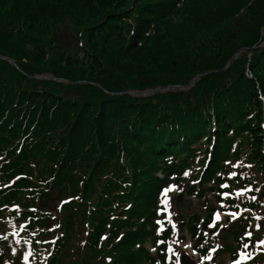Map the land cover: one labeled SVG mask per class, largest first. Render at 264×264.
Wrapping results in <instances>:
<instances>
[{
  "label": "trees",
  "instance_id": "1",
  "mask_svg": "<svg viewBox=\"0 0 264 264\" xmlns=\"http://www.w3.org/2000/svg\"><path fill=\"white\" fill-rule=\"evenodd\" d=\"M263 30L264 0H0V264H178L186 234L264 264ZM171 184L200 208L169 223Z\"/></svg>",
  "mask_w": 264,
  "mask_h": 264
},
{
  "label": "rangeland",
  "instance_id": "2",
  "mask_svg": "<svg viewBox=\"0 0 264 264\" xmlns=\"http://www.w3.org/2000/svg\"><path fill=\"white\" fill-rule=\"evenodd\" d=\"M263 33V32H262ZM66 36H63L62 37V40H63V42H64V44H68V41L69 40H67V39H64ZM68 38V37H67ZM264 44V43H263ZM262 44V45H263ZM261 45V47H263ZM242 49H240L239 51H241ZM238 51V52H239ZM244 51H246V49H244ZM237 52V53H238ZM243 52V51H242ZM241 52V53H242ZM236 53V54H237ZM240 55V54H239ZM234 57V56H233ZM232 57V58H233ZM232 58L229 60V62L232 60ZM238 58V57H237ZM236 58V59H237ZM236 59H234V61L236 60ZM233 61V62H234ZM15 62V61H14ZM229 62L227 63V65L223 68V69H221V70H219L218 72H224V71H226L227 69H229L231 66H232V64H233V62H232V64L228 67V68H226L227 66H228V64H229ZM16 63V62H15ZM18 66V65H17ZM19 68V67H18ZM226 68V69H225ZM225 69V70H224ZM215 72H217V71H211V72H208V73H205V74H198V75H196L195 77H197V76H203V77H205V76H207V75H210V74H213V73H215ZM36 77V76H35ZM194 77V78H195ZM202 77V78H203ZM193 78V79H194ZM201 78V79H202ZM192 79V80H193ZM201 79H199V80H196V83L198 82V81H200ZM63 80V79H62ZM191 80V81H192ZM66 81V80H65ZM68 82V81H67ZM62 83V82H61ZM84 82H77V83H72V82H70V83H67V84H83ZM195 83V84H196ZM187 86V85H186ZM190 91V90H189ZM131 92V91H130ZM186 92H188V91H186ZM128 93V92H127ZM264 100V99H263ZM263 129H264V125H263ZM174 190V191H173ZM177 197H178V199H181L180 200V202L178 203V205H181V204H183L185 201H188L189 203H190V207H192V208H200V203L198 202V200L197 199H195V198H188L187 196H185V195H183V192H182V190H179V189H176V188H174V189H172V196H171V199H172V201H173V204L176 206V200H177ZM208 200L210 201V203H212L213 205H215V198H214V195H210L209 197H208ZM178 209H179V207H178ZM229 215H226V214H219V219H217V222L218 223H221V225L222 226H226V219H227V217H228ZM185 241V243H180V248L182 249V255L183 256H185V257H188V258H192L193 259V262L194 263H196V264H201L200 262H199V259H198V256L193 252V250H192V245H193V243H192V241H191V239H190V236L189 235H187V237H186V239L184 240ZM227 241L228 242H230L232 245L234 244L235 246H236V243L233 241V238L231 237V236H228V238H227ZM75 244L78 246L79 244H80V242L77 240L76 242H75ZM187 245H190V247H188ZM230 259H231V255H230V253H226V254H224V256H223V259H222V262H224V264L226 263V264H229L230 263Z\"/></svg>",
  "mask_w": 264,
  "mask_h": 264
},
{
  "label": "water",
  "instance_id": "3",
  "mask_svg": "<svg viewBox=\"0 0 264 264\" xmlns=\"http://www.w3.org/2000/svg\"><path fill=\"white\" fill-rule=\"evenodd\" d=\"M262 36H264V30H263ZM262 46H264V44ZM242 51H244V49H242L241 51H239L237 54L234 55V57L229 62L228 66L226 68H228L232 64L234 59H236ZM0 59L8 61L13 67L18 69L17 64L13 60H10L8 58H4L2 56H0ZM202 77L203 76L195 77L187 86H172V85H170L167 87H159L157 89H148V90H144V91H131V92H128L127 94L132 95L134 97L148 98V97L157 96V95H160V94H163L166 92L189 91L195 86L196 80H199ZM34 78H36L38 80H51V81H55V82L70 83V82H67V81L62 80V79H57L50 74H46L43 76H36ZM179 263L180 264H193L192 260L189 258H186V257H182V259L180 260Z\"/></svg>",
  "mask_w": 264,
  "mask_h": 264
},
{
  "label": "snow or ice",
  "instance_id": "4",
  "mask_svg": "<svg viewBox=\"0 0 264 264\" xmlns=\"http://www.w3.org/2000/svg\"><path fill=\"white\" fill-rule=\"evenodd\" d=\"M226 163H227V162H226ZM236 166H237V165H235V164L233 165V167H236ZM249 167H250V165H249ZM183 175H184L185 177H187V176H188V172L185 171V172L183 173ZM233 176H236V173H235V172H231V173L228 174V178H229V179H231ZM193 183H196V181H193ZM175 187H176L175 185H169L167 188H165V189L163 190V192H168V191L174 189ZM220 187H221V188H227V187H228V184H227V183H223V184L220 185ZM244 191H251V189H245V190L237 191V192H236V196H237V197H240L241 195H243ZM221 195H222V196H228L229 193L225 192V193H222ZM251 199H252V200H255L256 198H255V197H251ZM161 203H166V201L162 200ZM222 206H223V205H222ZM32 211H35V209H32ZM227 215H229V216H231L233 219H235L236 216L238 215V213H228ZM214 219H219V214H218V213L214 214ZM257 219H258V217H257ZM156 223H157V224H160V221H157ZM169 223H171L170 220H169ZM209 227H212V225L210 224ZM257 227H259V226H257ZM172 230L175 231V225H174V224L172 225ZM157 231H158V233H159L160 229H158ZM214 234H215V233H214ZM248 235L250 236L251 233H248ZM158 243H159V242H158ZM258 243L261 244V245H264V240H261V241H259ZM187 246L190 247V245H187ZM244 247H247V245H244ZM154 250H155V249H153V251H154ZM167 250H168L169 253H172V254H174V255H178V254L174 253V251H173V249L171 248V246H169ZM214 250H215V249H212V251H214ZM241 257H242V258H247V257H246V254H244V253H241ZM27 258H28V257H27V254H25V256H24V260L27 261ZM205 258H206V259H211L210 256H209V257H205ZM233 264H240V261H235V262H233Z\"/></svg>",
  "mask_w": 264,
  "mask_h": 264
}]
</instances>
